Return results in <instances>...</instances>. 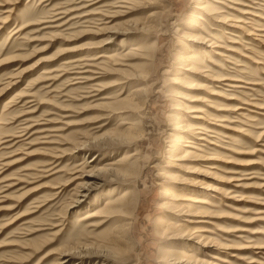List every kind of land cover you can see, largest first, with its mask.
Listing matches in <instances>:
<instances>
[{"label":"rangeland","instance_id":"rangeland-1","mask_svg":"<svg viewBox=\"0 0 264 264\" xmlns=\"http://www.w3.org/2000/svg\"><path fill=\"white\" fill-rule=\"evenodd\" d=\"M76 263L264 264V0H0V264Z\"/></svg>","mask_w":264,"mask_h":264},{"label":"bare ground","instance_id":"bare-ground-1","mask_svg":"<svg viewBox=\"0 0 264 264\" xmlns=\"http://www.w3.org/2000/svg\"><path fill=\"white\" fill-rule=\"evenodd\" d=\"M130 156H132V154ZM127 157H128V155H125L124 159H118L117 162L112 163V164H118L119 162H123L124 163L126 161ZM92 158L93 157L89 158L88 160L84 161L83 163L89 164V163L95 162V160L92 161ZM109 170H111V169L104 168L101 171L102 172H108ZM121 170H124V169L121 168ZM101 171H100V173H101ZM116 171H120V169H117ZM98 176H100V174L96 175L94 172H91L90 174H84V176L79 177L80 179H82V181L79 183V187L82 189V190L80 189V192L84 193L85 191H89L90 189H92L93 184L94 185L96 184V181H94L93 178H96ZM128 192L129 191L126 190V192H124V194L120 197L121 199H117L118 201H116V202L111 200V199H108V201H107V203H106L104 208L109 207V208H107V209H109V211L110 210H116V211H120V212L129 213L130 211H132V207H133L132 205H134V204L130 201V198L126 197ZM84 194H85L84 196H87L86 192ZM185 196H187V197H184L182 199H177V200L183 201V202L196 203V204L197 203H205V201H201L200 199H198V197H192V196H189V195H185ZM132 199H134V198H132ZM77 203H79V201H77ZM102 210L103 209H100L99 212H96V214L100 213V211H102ZM96 214L95 213H92V214L90 213V215H88L85 218H92L93 216H97ZM71 253H73V252L70 251V250L64 251L62 253V255H63L62 263L66 262V259L68 258V256ZM76 264H79V263H76Z\"/></svg>","mask_w":264,"mask_h":264}]
</instances>
